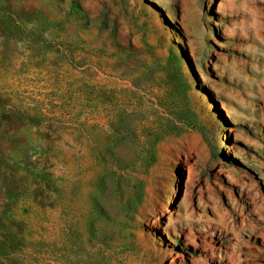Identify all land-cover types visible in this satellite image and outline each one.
Listing matches in <instances>:
<instances>
[{
  "label": "rangeland",
  "instance_id": "374dc122",
  "mask_svg": "<svg viewBox=\"0 0 264 264\" xmlns=\"http://www.w3.org/2000/svg\"><path fill=\"white\" fill-rule=\"evenodd\" d=\"M0 264H264V0H0Z\"/></svg>",
  "mask_w": 264,
  "mask_h": 264
}]
</instances>
